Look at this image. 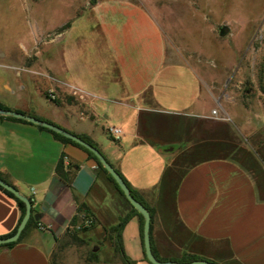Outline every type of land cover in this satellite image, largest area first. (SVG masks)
<instances>
[{
    "label": "crops",
    "instance_id": "1",
    "mask_svg": "<svg viewBox=\"0 0 264 264\" xmlns=\"http://www.w3.org/2000/svg\"><path fill=\"white\" fill-rule=\"evenodd\" d=\"M19 47L16 57L0 50V104L92 141L152 210L156 257L264 264V94L238 98L220 77L170 59L161 24L132 0H96L43 49ZM0 177L30 197L35 216L18 242L0 245V264H54L84 210L94 224L81 244L120 264L98 241L129 205L81 148L0 116ZM18 215L0 191V235ZM139 225L135 214L123 223L122 250L149 264Z\"/></svg>",
    "mask_w": 264,
    "mask_h": 264
},
{
    "label": "rangeland",
    "instance_id": "2",
    "mask_svg": "<svg viewBox=\"0 0 264 264\" xmlns=\"http://www.w3.org/2000/svg\"><path fill=\"white\" fill-rule=\"evenodd\" d=\"M95 1L0 0V50L16 57L20 43L43 49L76 13ZM132 1L161 24L170 59L220 77L238 98L263 96L264 0ZM221 26L227 27L224 35L218 33ZM89 226L69 228L77 233V242L64 243L66 238L60 237L51 254L54 264L109 263L100 255L95 260L88 257L94 247L81 244V232Z\"/></svg>",
    "mask_w": 264,
    "mask_h": 264
},
{
    "label": "water",
    "instance_id": "3",
    "mask_svg": "<svg viewBox=\"0 0 264 264\" xmlns=\"http://www.w3.org/2000/svg\"><path fill=\"white\" fill-rule=\"evenodd\" d=\"M227 32L226 26H221L219 28V35H224ZM0 115L4 116H12L15 118H20L23 120H26L28 122H31L36 125L43 126L53 132H56L74 142L77 144L83 146L87 150H89L97 159V161L100 163V165L104 168V170L112 177L114 182L117 184L118 188L120 189L123 197L126 199V201L130 204V206L141 214L142 216V229H141V240H142V247H143V253L146 258V260L150 264H216L215 262L206 260V259H200L195 258L188 261H176V260H160L155 257V255L152 252L150 239H149V220H150V214L147 208L138 200H136L130 193L128 186L123 181L119 173L114 169V167L105 159L103 154L93 145L86 142L76 134L67 131L51 122L36 118L32 115L25 114L19 111H15L9 108H0ZM0 186L4 188L5 190L9 191L13 196H15L17 199L21 200L24 204V211L23 214L18 221L15 230L13 233L6 235V236H0V244L9 243L12 241H15L21 232V230L24 228L29 216L31 215V202L29 198L26 195H23L19 193V191L11 184L6 182L0 177ZM35 217V216H33Z\"/></svg>",
    "mask_w": 264,
    "mask_h": 264
},
{
    "label": "trees",
    "instance_id": "4",
    "mask_svg": "<svg viewBox=\"0 0 264 264\" xmlns=\"http://www.w3.org/2000/svg\"><path fill=\"white\" fill-rule=\"evenodd\" d=\"M67 25V24H66ZM65 25V26H66ZM0 108H5L3 107L1 104H0ZM1 117H6V118H11V119H15V120H19V121H23V122H28L26 120H23V119H20V118H15V117H12V116H3V115H0ZM37 127H39L40 129H44V130H47L49 131L55 138L59 139L60 141L62 142H68V143H71V144H74L76 146H78L79 148H81L83 151L86 152V154L92 158L96 164V168H97V171L99 173H101L105 179L111 184V186L113 187V189L123 198V200H125V202L129 205V211L127 213H125L124 215H122L121 217L118 218V220L116 221V223L112 224V225H109L107 227H104L103 230H102V236H101V240L98 241V243L101 245L102 242H105L108 246V248L110 249L111 253H112V257L118 259V261L120 262V264H133V262L128 259L125 254L123 253V250H122V244H121V237H120V229H121V226L123 225V223L133 214L137 215L139 220H140V225H139V233H140V236H141V229H142V216L140 213H138L137 211H135L131 206L130 204L126 201V199L123 197L120 189L118 188L117 184L114 182V180L112 179V177L104 170V168L100 165V163L97 161L96 157L89 151L87 150L86 148H84L83 146L77 144L76 142L56 133V132H53L43 126H40V125H37ZM77 135V134H76ZM79 136L80 138H82L83 140H85L86 142L90 143L91 145L95 146V144L90 141L86 136L84 135H77ZM96 147V146H95ZM117 171V170H116ZM120 175V174H119ZM122 178V177H121ZM123 179V178H122ZM123 181L125 182V180L123 179ZM126 183V182H125ZM126 185L128 186L129 188V191L131 193V195L136 199L138 200L139 202H141L146 208L147 210L149 211V214H150V219H151V214H152V210L140 199V197L137 195V193L132 189L130 188V186L126 183ZM0 191L5 194L7 197L13 199V201L15 202L17 208H18V211H19V215H18V219H17V222L15 224V226L7 233L5 234H1L0 236H6V235H9L11 233L14 232L15 230V227L18 223V221L20 220L22 214H23V211H24V204L21 200L17 199L15 196H13L9 191L5 190L4 188H2L0 186ZM30 200V197L27 196ZM31 202V200H30ZM83 216H87V217H90L91 218V224L89 227H91L93 224H94V219L93 217L85 212V210L83 211ZM82 216V217H83ZM35 225V220L33 218L32 215L29 216L24 228L21 230V232L19 233L17 239L15 241H12V242H9V243H5V244H0V245H4V246H11L13 245L14 243L18 242L19 239L24 235V233L31 227ZM87 227V228H89ZM87 228H83V230L87 229ZM63 237H65L66 239H64V243H73L74 241H78L77 239V233L74 231V230H70L69 228H66L65 229V232L63 234ZM57 240V239H56ZM88 257L90 259H93L95 260V258H97V254L96 252H92L91 250L88 251ZM145 257V256H144ZM156 257V256H155ZM157 259H160L158 257H156ZM196 257L194 255H184L182 257H180L179 259H177V261H188V260H191V259H195ZM146 260V258H145ZM160 260H163V259H160ZM147 261V260H146ZM148 262V261H147ZM149 263V262H148ZM150 264V263H149Z\"/></svg>",
    "mask_w": 264,
    "mask_h": 264
},
{
    "label": "built area",
    "instance_id": "5",
    "mask_svg": "<svg viewBox=\"0 0 264 264\" xmlns=\"http://www.w3.org/2000/svg\"><path fill=\"white\" fill-rule=\"evenodd\" d=\"M48 96H49V98H52V97H53V95H51V94H49ZM211 114H212L213 116H216L215 109H212V110H211ZM109 131H110V133H111L114 137H117L118 134L120 133L119 128L114 127V126H111V127L109 128ZM90 224H91V218H90V217H87V216H83V217L79 220L78 223H75V224L73 225V227H75V228L86 227V226H89ZM37 228H39V229H44V227H43L42 225H37Z\"/></svg>",
    "mask_w": 264,
    "mask_h": 264
}]
</instances>
